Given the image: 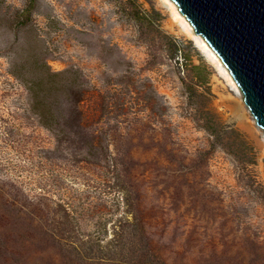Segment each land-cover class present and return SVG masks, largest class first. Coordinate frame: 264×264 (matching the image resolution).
I'll use <instances>...</instances> for the list:
<instances>
[{"label":"rangeland","instance_id":"obj_1","mask_svg":"<svg viewBox=\"0 0 264 264\" xmlns=\"http://www.w3.org/2000/svg\"><path fill=\"white\" fill-rule=\"evenodd\" d=\"M216 62L167 0H0V264H264V129Z\"/></svg>","mask_w":264,"mask_h":264},{"label":"water","instance_id":"obj_2","mask_svg":"<svg viewBox=\"0 0 264 264\" xmlns=\"http://www.w3.org/2000/svg\"><path fill=\"white\" fill-rule=\"evenodd\" d=\"M240 88L264 129V0H172Z\"/></svg>","mask_w":264,"mask_h":264},{"label":"bare ground","instance_id":"obj_3","mask_svg":"<svg viewBox=\"0 0 264 264\" xmlns=\"http://www.w3.org/2000/svg\"><path fill=\"white\" fill-rule=\"evenodd\" d=\"M167 1L169 2L170 6H171L172 13L175 15L176 18L179 19L180 23L185 27L187 33H189L191 36H193V38L196 40V42L200 46H202L203 48H206L207 51H208V53L209 54H212L216 58L217 62L219 63V66H221L222 67V70H224V72L226 73L227 78H228L231 86L233 85L234 87L237 88V86H238L237 83L235 82V80L233 79V77L231 76V74L229 73V71L226 69V67L223 65V63L220 61V59L217 57V55L215 54V52L208 46V44L205 42V40L201 36L195 34L192 26L188 23V21L185 19V17L179 12L176 4L172 0H167ZM211 58H212V56H211ZM238 90L236 89V91H238ZM238 92H240V90Z\"/></svg>","mask_w":264,"mask_h":264}]
</instances>
